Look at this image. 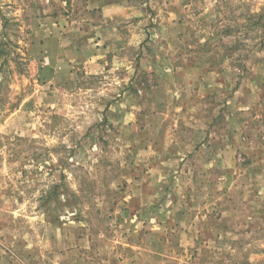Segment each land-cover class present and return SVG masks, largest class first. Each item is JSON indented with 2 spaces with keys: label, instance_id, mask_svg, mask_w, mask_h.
Instances as JSON below:
<instances>
[{
  "label": "rangeland",
  "instance_id": "374dc122",
  "mask_svg": "<svg viewBox=\"0 0 264 264\" xmlns=\"http://www.w3.org/2000/svg\"><path fill=\"white\" fill-rule=\"evenodd\" d=\"M0 264H264V0H0Z\"/></svg>",
  "mask_w": 264,
  "mask_h": 264
}]
</instances>
